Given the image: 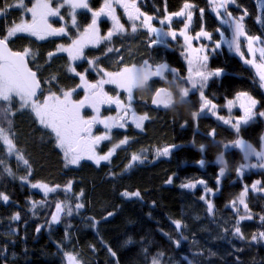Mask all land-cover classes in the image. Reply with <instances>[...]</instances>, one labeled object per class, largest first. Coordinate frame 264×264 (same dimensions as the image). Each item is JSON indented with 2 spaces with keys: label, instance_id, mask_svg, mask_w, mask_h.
I'll return each instance as SVG.
<instances>
[{
  "label": "trees",
  "instance_id": "trees-1",
  "mask_svg": "<svg viewBox=\"0 0 264 264\" xmlns=\"http://www.w3.org/2000/svg\"><path fill=\"white\" fill-rule=\"evenodd\" d=\"M152 1L158 7V16L179 12L185 3V0ZM188 2L193 5L189 35L195 36L203 28L212 37L208 46L218 42L221 25L208 0ZM11 4L13 0H0V7L5 8L0 16V38L20 18L18 11L7 9ZM146 5L148 8L152 3ZM262 7L264 0H235L228 11L238 17L246 10L243 21L246 31L263 39ZM200 9H204L203 15ZM150 39L144 30H138L90 50L88 57L110 72L125 65L139 66L148 60L153 65L167 63L185 77L186 65L178 46L173 51L150 48ZM8 44L18 52L30 50L27 59L32 61L31 68L39 72L42 77L39 79L47 83L48 92L60 93L78 84L77 78L67 77L66 66L60 60L47 61V54L54 47L52 43L15 36ZM109 48L114 51L109 52ZM207 65L210 71L224 70L220 77L209 79L204 89L208 99L223 105L245 91L259 102L256 111H264V93L258 78L242 59L221 48L209 55ZM52 74L58 78H49ZM168 75V81H172V74ZM163 85L172 91L175 103L170 109H153L151 97ZM182 85L180 80L171 84L153 79L146 92L135 90V110L146 113L149 119L142 130L129 127L114 132L113 143L125 137L129 142L120 145L110 160L100 164L84 160L69 166L51 130L42 126L31 110H18L19 103L14 100L11 127L7 121L2 126L8 130L15 150L9 153L0 141V161H3L0 193L9 198L0 199V264H65V253L77 256L81 264H153L154 259L161 264H264V244L252 240L253 235L258 237L264 232L260 219L264 217V195L248 193L247 205L255 214L253 218L240 220L234 211L233 202L245 186L232 181L233 172L243 162V155L237 149L225 150L223 145L234 141L237 134L210 115L193 118L192 113L199 109V94H190L187 102L181 103L177 89ZM212 130L214 138L209 136ZM263 134L264 117H261L242 125L239 136L258 147ZM171 145L177 147L171 149L168 158L151 161L157 149ZM133 153L149 159L129 167ZM18 154L28 161L27 165L17 158ZM221 154L232 175L218 185L217 157ZM201 159L205 162L203 166L199 164ZM5 168L12 174L5 172ZM263 173L257 179L264 194ZM199 180L206 182V187H197ZM69 182L70 190L66 191ZM189 182H196L195 187L181 186ZM40 183L59 189L43 195L32 187ZM203 188L215 194L201 199ZM137 191L139 197L123 195ZM209 201L213 204L212 213L208 212ZM57 203L71 206L72 213L67 214L65 209L59 222L51 224ZM76 204L83 207L77 209ZM17 213L19 220H13ZM175 221H180L181 227L177 228ZM237 221L242 238L234 234Z\"/></svg>",
  "mask_w": 264,
  "mask_h": 264
},
{
  "label": "snow or ice",
  "instance_id": "snow-or-ice-1",
  "mask_svg": "<svg viewBox=\"0 0 264 264\" xmlns=\"http://www.w3.org/2000/svg\"><path fill=\"white\" fill-rule=\"evenodd\" d=\"M212 10L215 14L221 18L222 23L228 24L231 28V38L223 40L227 43L229 49L233 50L237 54L244 58V52L241 51V38H244L247 46V52L251 54V59H244V63L250 65L254 70L256 77H258L259 85L264 88V39L260 35H249L246 31L245 25L243 23L247 11H244L243 15L233 16L232 12L228 11V6L234 4L235 0H209ZM116 5L123 8L124 13L127 15L128 21L131 22V32H137L138 28H146L149 33L154 34V38L150 39V46L165 44L166 41L162 37H172L176 38L177 33L174 30L165 31L164 28H156L152 25V16L141 13L140 9L136 5V0H103L102 6L98 10H92L89 7L88 0H62L59 2V6L53 8L51 6L50 0H36L32 7H27L24 4V0H17L15 5H7V7H19L25 9L27 13L31 14V21L23 20L14 24L8 29L6 35L0 38V141L7 146L8 152L12 153L15 150V145L13 140L9 136L8 130H6L2 124L7 121L9 129L11 127L10 117L14 115L12 111V104L14 100H17L20 108L18 110L30 109L36 118H38L39 123L43 125L46 129H50L54 134L57 146L64 151L65 159L67 163L72 165H78L81 159L87 158L89 160L95 161L99 164L101 161H107L113 155L116 147L120 145H126L129 141L125 137L121 139L113 149L109 150L106 154L99 155L96 151L97 146L102 141L111 140V131L113 129H123L126 127L129 120L135 125L137 129H142L144 122L149 119L148 115L145 113L143 115H137L134 109H132L133 93L135 90L141 87H148L149 82L154 78L165 80L168 83L174 84L176 80H180L182 83H186L187 87H182L178 89V94L180 102H187V98L190 94L199 93L200 106L198 111L192 113L193 118L199 117L205 112H212L216 115L215 109L217 105L205 96L204 89L207 87L208 81L212 77H220L223 69L208 70V56L206 53L205 46L193 47L192 40L193 37L187 34V30L192 21L193 13L191 9L193 5L185 0L182 9L179 12H175L166 15L159 22L165 24L170 22L173 17H185L186 23H184V28L180 31V35L184 37V58L187 61V76L180 77L177 70L170 68L167 63L151 64L148 60H143L142 63L137 66L133 64L131 66L125 65L116 72L106 71L99 68L96 65V60H88L87 62L90 66H96L97 71L100 73L101 78L95 83L89 82L86 78V72H76L75 68H70V71L74 72L79 78L81 83L77 85V88H83L85 91V96L79 101H73L71 99L72 93L75 89L70 91H62L60 95L49 91V94L44 96L41 101L38 98V91L41 92V85L36 77V73L33 72L26 62V58L30 54L29 49H24L23 52H13L8 47V41L10 38L16 36L20 33H29L38 39H44L47 36H55L66 32L64 27L53 28L48 22L49 17H54L59 15V10L61 7L67 6L69 9V16L71 17L72 25L77 28L78 35L75 39L71 41V44L67 47L60 46L59 51L67 52L69 58L73 61L79 60L84 57V49L89 46L99 45L103 41H110L113 35L123 34L125 30L124 24L120 22L119 16L116 14ZM77 10H86L91 13V22L83 28V31H79V25L76 21ZM5 8L0 7V13L4 12ZM201 15H203L204 9L199 10ZM262 12H264V7H262ZM101 17L110 18L112 21V28L103 36L100 35L98 28V21ZM63 19V17H61ZM224 37V33H220ZM200 37H207L211 40V34L207 31L201 29L200 32L196 33V39ZM260 45V46H257ZM221 47V42L215 44V49ZM213 49V51H215ZM109 52L114 51V49L109 48ZM49 57L54 55V53H49ZM122 62V61H121ZM170 72L173 76L172 81L166 80V73ZM105 85H115L118 89L122 90L127 95L128 103L121 101L119 95L110 96L106 91H104ZM154 106H163L164 108L172 107L175 103L173 93L166 88H158L151 100ZM259 102L251 96L248 92L241 91L238 92L234 100H229L227 102V107L231 110L233 107L238 106L242 111L243 115L236 118L233 121L231 118L225 119L222 116H218V119L223 121L224 124L229 125L235 130L237 134V139L234 141L225 143L223 145L225 150L239 149L244 154V159L248 160L251 157L257 159L256 164L243 163L240 164L236 171L239 175H243L245 169L248 168H264V145L258 151L253 145L239 136L240 129L242 125H247L252 121L257 115L264 117V111L257 113L255 108ZM100 105H115L117 109L116 116H109L103 119L100 118ZM91 107L96 115L89 119H85L81 115V109L84 107ZM96 124H102L104 126L105 132L103 135H94L92 133L93 126ZM210 137L215 136V131L212 130L209 133ZM177 147L176 145L166 146L163 149H157V156H168L172 148ZM203 145H201V151H203ZM19 160H22L25 165L28 164L27 160H24L22 155H17ZM131 161L133 162H143L142 156L133 153L131 155ZM217 162L222 167L219 168L217 184H220V178L224 176L226 171V161L224 155L221 154L217 157ZM3 161H0L2 164ZM204 160L201 159L199 164L204 165ZM131 167V164L129 165ZM9 175H11V170L8 168L4 169ZM23 179V178H22ZM171 182V179L168 181ZM199 183L204 184V181H199ZM260 182L257 181L252 185V189L256 190L257 185ZM70 184L67 190H70ZM184 188H193L195 184L189 182L181 185ZM33 188H43L45 193L54 191L55 189L50 188L46 184H33ZM207 191H212L211 189H206ZM219 190V189H217ZM248 187L245 186L244 190L239 194L238 202L239 205H243L244 209L247 210L248 205L245 202V197L248 192ZM82 195V193H81ZM123 195L136 196L139 197L140 193H123ZM0 199L8 201V196L0 193ZM205 199V197H201ZM236 202H233L235 206ZM35 207V205H33ZM77 209L82 208L83 204H76ZM208 212H213V204L208 202ZM67 210V214L71 215L72 207L68 205H62L61 203L56 204V213L52 215V222H59L60 213ZM113 213H108L111 216ZM19 214H14L12 219L19 220ZM247 218H251L250 215ZM245 219V216H241L240 220ZM261 219H264L262 217ZM176 227H181L180 221H175ZM40 228H37V232ZM234 234L241 236V228L239 227V221H237V226L234 228ZM259 237L264 239V232H260ZM257 236L253 235L252 240H256ZM109 251H111L109 249ZM113 256L116 255L115 252L111 253ZM67 259V264H81L77 256L72 253H65ZM153 264H159L157 260H153Z\"/></svg>",
  "mask_w": 264,
  "mask_h": 264
},
{
  "label": "flooded vegetation",
  "instance_id": "flooded-vegetation-1",
  "mask_svg": "<svg viewBox=\"0 0 264 264\" xmlns=\"http://www.w3.org/2000/svg\"><path fill=\"white\" fill-rule=\"evenodd\" d=\"M34 1L35 0H24V4L27 7H32V5L34 4ZM50 2H51V6L53 8H56V7H58L57 4H59V2H62V0H50ZM16 3H17V0H13V4H11V5H15ZM88 3H89V7L92 10H98L102 6V4H103V0H88ZM151 3H152V5H150L149 6L150 8L148 7L149 8L148 9L146 4H151ZM153 3L154 2L152 0H136V5L140 9V12L153 17V20L151 21V23H152V25L154 27H156L158 29L159 28H164L165 31H167V29H169V28L171 30H174L175 31V30H179V29H181L183 27L180 24L183 25V23H185V21H186V18L185 17H173L170 22H166L165 24H161L159 21L162 20L166 15H169V14H172V13H164L163 16H158L159 15V12L157 11V8L158 7L154 6ZM152 6H154V7H152ZM152 8H155L156 10H153ZM7 9L8 10L9 9H13V10L18 11L17 13L19 14L18 16L20 18H18V21H16L14 24L20 23L22 21V19L23 20H26V21H29V22L31 21V17H30V15L27 14V12L25 11V9L19 8V7H15V6H13V7H7ZM116 14L119 16L120 22L122 24H124L126 31L123 34L113 35V37L111 38L110 41L101 43V44H99L97 46H89V47L85 48L84 49V57H86L87 59L81 58L80 60L73 61V60H71L69 58V55L67 53H64V52H62V53H56V51L59 49L60 46L67 47L68 45L71 44V41L73 39H75L77 37V35H78L77 28L72 25L71 17L69 16V9H68L67 6H65L64 9L63 8L62 9L60 8L59 15L58 16H54V17H49V21H48L52 25L53 28L58 29V28L64 27L66 29V32L64 33L63 36H58V35H55V36H47V37H45L42 40L41 39H38L35 36H32L29 33H20V34H17L16 36L28 37V38H30L32 40L37 41V42H47V43H50V44L52 43L54 45V47H52V49L48 52V54L49 53H54V55H52L51 57H49V55L47 54V61L48 62H50L52 60H60L66 66V71H67V74H68L67 77H70V78H77L76 75L70 73L71 71H69V69L72 68V67L75 68L76 72H85V70H87V72H86V78H87V80L89 82L95 83L96 82L95 80H97V78H98V76H97L98 74H96L93 70L91 71V67L96 68V66H90V64L87 61L88 60H96V59L89 58L88 57V52L90 50H93V49L101 46V45H105L106 43L111 42L116 37L125 36L126 34H132L131 27H130L131 22L128 21L127 15L124 13L123 8L120 7L119 5H116ZM61 17H63V19H61ZM192 20H193V17H192ZM76 21H77V24L79 25V31H83V28L86 27L91 22V13L90 12H87L86 10H77V13H76ZM98 28H99L100 35L101 36L105 35L112 28V21H111V19L110 18H107V17H101L100 20L98 21ZM138 30H144L148 34L149 37L154 38V34L149 33L148 30H146V29H138ZM164 38L165 37H162L163 40H164ZM149 43H150V41H149ZM165 44L169 48H165V47H161V48L166 49V50H169V51H173L176 48V44L175 43H172L170 40H167V42ZM155 47H158V46H155ZM150 48H154V47H150ZM183 59H184V57H183ZM26 60H27V63L29 65V67L31 68V65L30 64H31L32 61H30L27 58H26ZM96 65L99 68H101L97 64V62H96ZM32 70L36 72L37 78H38V80L40 81V84H41L42 94H41V92L38 94V98L40 99L41 97L44 96V94L46 92H48L47 83L44 80L41 81L39 79V78H42V77L39 76V72L37 70H34V69H32ZM89 71H91L92 74H89L88 73ZM44 78H46V77H44ZM49 78H58V76L52 74V76H50ZM77 80H78V78H77ZM78 83H79V81H78ZM77 85H76L75 88L61 90L60 93H56V94L59 95V94L62 93V91H70L72 89H76L77 88ZM161 87H164V88L170 90L169 87H166L164 85L163 86H160L159 88H161ZM107 88L110 89V90H112V92H111L110 90L104 89V91H106L108 93V95L114 96L116 94L115 86L109 85ZM134 93H135V91H134ZM134 93H133V96H134ZM71 99L73 101H79L80 100L78 96H76L75 99H73V98H71ZM76 99H78V100H76ZM111 106L113 107V110H116V106L115 105H100V112H101V113H99L100 118L102 116H106V115L115 113V112H112V113L110 112L111 111L110 110L111 109L110 108ZM150 106H151V101H150ZM132 109H134V111L136 112V114H138L137 111L135 110L134 103H132ZM81 115L85 119H87V118L89 119L92 116L96 115V113L95 112H92V111H87L85 113H81ZM257 119H260V116H258ZM96 125H94L93 128H95ZM128 128H129V126L126 129H128ZM92 131H93V129H92ZM262 139H263V136H262L261 140ZM116 142H118V141H116ZM109 143H112L113 144L112 141L109 142ZM105 151H107V146L104 148L103 152H105ZM114 155H115V152H114ZM243 162H244V159H243ZM243 162H241L240 164H243ZM240 164H238V166ZM220 167H222V166L219 165V168ZM237 167L235 168V170L233 172V177H235V179H233L232 181H234V182L239 181V182H241V184L243 186H247L249 184L256 183L257 181H259L257 179V176H259L260 173H263L262 171H250L249 172V171L246 170V171L243 172V175H239L237 173V171H236ZM226 172L228 174H224V176L220 178V183L221 184H222V182H223V180L225 178H229V176L232 175L231 172H229V170H228L227 167H226ZM217 177H218V173H217ZM246 180H248V181H246ZM216 182H217V180H216ZM259 185H260V183H259Z\"/></svg>",
  "mask_w": 264,
  "mask_h": 264
},
{
  "label": "rangeland",
  "instance_id": "rangeland-1",
  "mask_svg": "<svg viewBox=\"0 0 264 264\" xmlns=\"http://www.w3.org/2000/svg\"><path fill=\"white\" fill-rule=\"evenodd\" d=\"M36 2V0L34 1V3ZM208 2H209V0H208ZM210 4V3H209ZM58 6H59V4H57ZM231 5V4H230ZM64 9L65 7H61V9ZM210 10H211V12H212V14L218 19V21H219V23H220V25H221V29L220 30H218V37H219V41L218 42H221V47L219 48V49H215V44L217 43V42H215V43H213V44H211V46H208V44H209V39L207 38V37H200L199 39H196L195 37H196V35L195 36H191V37H193V40H192V44H193V47H200L201 45H203V46H205V49H206V53L205 54H207V56L209 57V55H211V54H214V53H216V52H218V51H220L221 50V48H224V49H226L227 51H229L230 53H232V54H235L236 56H238L240 59H242V61H243V63H244V59H251L252 57H251V54H249L248 52H247V46H246V42H245V40H244V38H241V51H243L244 52V58H241V56L239 55V54H237L236 52H234L233 50H231V49H229V47H228V45H227V43H224L223 42V40H225V39H230L231 38V28L229 27V25L228 24H225V23H222V21H221V18L220 17H218L216 14H215V12L212 10V6L210 5ZM2 13H0V15H1ZM28 15H30V17H31V14L30 13H27ZM187 21H185V23H186ZM190 26H191V23H190V25H189V28H190ZM184 28V23H183V27L181 28V29H179V30H175L176 31V33H177V36H176V38L175 39H173L172 37H170V36H168V37H165L164 38V41H166L167 42V40H170L172 43H175L177 46H178V48L181 50V52L183 53V49H184V37L183 36H181L179 33H180V31L182 30ZM189 28H188V30H187V34L189 35V33H188V31H189ZM138 29H146V28H138ZM147 30V29H146ZM167 30H169V29H167ZM220 33H224V37H222L221 36V34ZM190 36V35H189ZM264 39V38H263ZM104 42H107V41H103V42H101V43H104ZM100 43V44H101ZM212 43V42H211ZM97 46V45H96ZM257 46H260V45H257ZM213 49H215V51H213ZM63 51H59V50H57L56 51V53H62ZM64 53H67V52H64ZM68 54V53H67ZM183 57H184V54H183ZM97 58V57H96ZM80 60V59H79ZM184 60H185V65H186V73H185V77L187 76V61H186V59L184 58ZM245 64V63H244ZM245 65H247V64H245ZM247 66H249V67H251L250 65H247ZM171 68V67H170ZM252 68V67H251ZM253 69V68H252ZM94 71L96 74H98L97 76H98V78H97V80H99L100 78H101V76H100V73L97 71V69L96 68H94V67H91V71ZM209 70V69H208ZM254 70V69H253ZM69 71H70V69H69ZM91 71H89L88 73L89 74H92V72ZM70 73H72V74H74V75H76L74 72H70ZM170 72H168V73H166V79H167V81H168V79L170 78L169 77V74ZM254 73H255V70H254ZM179 74V73H178ZM256 75V74H255ZM179 76L181 77V75L179 74ZM76 77L78 78V81H79V83H78V85L81 83V81H80V78L76 75ZM258 78V77H257ZM154 79H158V78H154ZM172 79H173V76H172ZM97 80H95V81H97ZM158 80H161V79H158ZM109 85H105V88L104 89H106V90H110V89H108L107 87H108ZM113 86H115V85H113ZM188 85L186 84V83H184V85H182L180 88H182V87H187ZM262 90H263V93H264V88H261ZM111 92H112V90H110ZM115 91H116V94L114 95V97L115 96H117V95H119V98H120V100L121 101H124L125 103H128V100H127V95H126V93L125 92H123L122 90H120V89H118L116 86H115ZM170 91V90H169ZM177 91H178V89H177ZM198 93V92H197ZM49 94V92H46L45 94H44V96H46V95H48ZM199 94V93H198ZM60 95V94H59ZM44 96L43 97H41L40 98V100L42 101L43 99H44ZM76 96H78L79 97V99L81 98V99H83L84 98V96H85V91H84V89L81 87V88H76L75 89V91L72 93V96H71V98H73V99H75V97ZM173 97H174V94H173ZM178 98H179V94H178ZM80 99V100H81ZM235 99V97L234 98H232V99H229V100H234ZM78 100V99H77ZM229 100H227L223 105H217V108L215 109V112H216V115H213L212 114V112H206V113H204V114H207V115H210V116H212V117H215L217 120H218V123L219 124H221V123H223V121H221V120H219L218 119V116H222V117H224L225 119H229V118H231L233 121H235V119L236 118H238V117H240V116H242L243 115V111L238 107V106H236V107H233L231 110L227 107V102L229 101ZM132 103H134V96H133V101H132ZM200 103H201V101H200ZM215 104V103H214ZM258 105V104H257ZM200 106V105H199ZM111 109V113L112 112H115V113H113V114H109V115H106V116H102L101 117V119H103V118H105V117H109V116H116L117 115V109L116 110H113V107L111 106L110 107ZM256 108H257V106H256ZM256 108H255V111H256ZM30 110V109H29ZM199 110V109H198ZM87 111H92V112H94V110L91 108V107H88V106H86V107H84L83 109H81V113H85V112H87ZM104 111V110H103ZM257 113H259L260 111H256ZM33 113V112H32ZM99 113H101V112H99ZM138 113V112H137ZM34 114V113H33ZM221 114H223V115H221ZM137 115H143L142 113L140 114V113H138ZM259 115H257L252 121H254V120H256L257 119V117H258ZM260 118H261V116H260ZM88 119V118H87ZM37 120H38V118H37ZM38 122H39V120H38ZM251 122V121H250ZM224 124V123H223ZM43 126V125H42ZM133 127V129H136V130H141V129H137L136 127H135V125L131 122V120H129L128 121V123H127V125H126V127L125 128H123V129H113L112 131H111V133H110V135H111V140H109V141H102L98 146H97V148H96V151H97V153L99 154V155H103V154H106L107 152H109V150H111V149H113L114 148V146L115 145H117L118 143H119V141L118 142H116V143H109V142H111L112 141V139H113V134H114V132H123V131H125L126 130V128L127 127ZM104 132H105V129H104V126L102 125V124H97L96 126H95V128H93V131H92V133L94 134V135H103L104 134ZM237 139V138H236ZM3 142V141H2ZM109 145V146H108ZM262 145H264V134H263V139L261 140V143H260V145H259V147H255V146H253V147H255L258 151L261 149V146ZM107 146V151H105V152H103V150H104V148ZM117 148L118 147H116L115 148V151L114 152H116V150H117ZM164 148V147H163ZM162 148V149H163ZM233 149H235V148H233ZM62 151H63V149H61ZM237 150H239V149H237ZM241 153H242V155H243V159H244V154H243V152L241 151V150H239ZM114 152H113V155H114ZM63 154H64V151H63ZM112 155V156H113ZM111 156V157H112ZM110 157V158H111ZM169 157V155L168 156H157L156 155V153H155V155L151 158V161H157L158 159H160V158H168ZM64 158H65V155H64ZM110 158H109V160H110ZM142 159H143V162L144 161H148V157L147 156H142ZM84 160H89V159H87V158H83V159H81V161H84ZM65 161H66V159H65ZM80 161V162H81ZM89 161H92V162H94L95 163V161H93V160H89ZM108 161V160H107ZM79 162V163H80ZM103 162H106V161H101L100 163H103ZM66 163H67V161H66ZM99 163V164H100ZM141 162H139V161H137V162H133V161H131V166L132 165H134V164H140ZM243 163H248V164H256L257 163V159L255 158V157H251V158H249L248 160H245L244 159V162ZM69 166H76V165H72V164H69V163H67ZM219 164V163H218ZM219 165H221V164H219ZM221 166H223V165H221ZM263 171L264 172V168H260V167H256V168H248V169H245L244 171ZM196 182H193V184H195ZM40 184H43V183H40ZM254 184V183H253ZM253 184H249V185H247V187H248V192H247V195H246V197H245V202H246V204H247V198H248V193L249 192H252V193H254V194H256V195H264L263 194V191H260L259 190V188H260V185L258 184L257 185V189L256 190H253L252 189V185ZM50 188H53V189H55L54 191H51V192H47V193H45V191H44V189L43 188H34L35 190H37V191H39L40 193H42L43 195H49L50 193H53V192H55L56 190H58L59 188L58 187H51V186H49ZM207 188H203V196L204 197H212L214 194H215V191H207L206 190ZM234 211L239 215V218L241 217V216H245V219L250 215V217L251 218H253V216L255 215L254 214V212H252L250 209H249V207L247 208V210H245L244 209V207H243V205H239V202H238V199L236 200V204H235V206H234ZM56 213V208H55V210L53 211V214H55ZM63 211L60 213V219H61V217H62V215H63ZM52 214V215H53ZM262 218V217H261ZM260 218V219H261ZM248 219V218H247ZM263 222H264V219H263ZM50 223L51 224H57L58 222H52V216H51V218H50ZM260 240H261V242H260ZM255 242H260V243H263L264 244V239H261L259 236L257 237V239L256 240H254ZM64 262H65V264H67V259H66V257H65V255H64ZM159 264H161V263H159Z\"/></svg>",
  "mask_w": 264,
  "mask_h": 264
},
{
  "label": "water",
  "instance_id": "water-1",
  "mask_svg": "<svg viewBox=\"0 0 264 264\" xmlns=\"http://www.w3.org/2000/svg\"><path fill=\"white\" fill-rule=\"evenodd\" d=\"M64 35V33H62V34H59L58 36H63ZM155 46H158V47H165V48H169L166 44H158V45H154V46H150V43H149V47H155ZM8 47L11 49V47L9 46V44H8ZM13 52H18V51H15V50H13V49H11ZM26 62H27V60H26ZM27 66L29 67V65H28V63H27ZM30 68V67H29ZM31 69V68H30ZM32 70V69H31ZM33 71V70H32ZM33 72H35V71H33ZM36 73V72H35ZM36 77H37V74H36ZM38 79V78H37ZM40 82V81H39ZM41 85V84H40ZM161 88H164V87H161ZM41 90H42V88H41ZM40 93V91H38V94ZM37 94V95H38ZM154 95V94H153ZM153 97V96H152ZM151 100H152V98H151ZM174 105V104H173ZM151 107L153 108V109H158V110H161V109H170V108H172V107H169V108H164L163 106H154V105H152V103H151ZM206 113V112H205ZM204 116V114H201L199 117H203ZM199 181H202V180H199ZM199 181L197 182V187H200V186H202V187H206V182H204V184H201V183H199Z\"/></svg>",
  "mask_w": 264,
  "mask_h": 264
},
{
  "label": "clouds",
  "instance_id": "clouds-1",
  "mask_svg": "<svg viewBox=\"0 0 264 264\" xmlns=\"http://www.w3.org/2000/svg\"><path fill=\"white\" fill-rule=\"evenodd\" d=\"M169 86L171 87V85H169ZM176 87H179V86L176 85ZM147 88H148V87H141L140 90H141L142 92H146V91H147Z\"/></svg>",
  "mask_w": 264,
  "mask_h": 264
}]
</instances>
